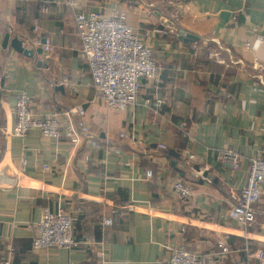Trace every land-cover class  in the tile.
I'll return each instance as SVG.
<instances>
[{"label": "crops", "instance_id": "0c3cea01", "mask_svg": "<svg viewBox=\"0 0 264 264\" xmlns=\"http://www.w3.org/2000/svg\"><path fill=\"white\" fill-rule=\"evenodd\" d=\"M69 1L0 0V166L25 177L23 186H0V262L13 248L16 264H169L183 246L204 264H261L252 253H264V197L251 226L228 210L251 159L264 157V66H256L264 42L244 47L264 36V0ZM91 10H121L159 65L158 86L144 81L142 102L129 110L109 108L93 85L76 25V13ZM14 38L34 55L17 51ZM36 38L51 41V54L37 51ZM22 91L38 118L83 105L92 131L116 149L74 148L39 129L6 138L1 128L15 124ZM157 96L166 99L158 112L143 104ZM223 150L240 154L238 168L222 161ZM177 179L190 184L188 197L175 194ZM60 208L72 215L80 247L35 249L44 210Z\"/></svg>", "mask_w": 264, "mask_h": 264}, {"label": "built area", "instance_id": "2783aa9c", "mask_svg": "<svg viewBox=\"0 0 264 264\" xmlns=\"http://www.w3.org/2000/svg\"><path fill=\"white\" fill-rule=\"evenodd\" d=\"M81 0H70L72 6H77ZM76 25L82 41V53L86 58L91 79L98 94L103 98L109 108L129 110L139 102L140 92L144 81L152 82L158 86L161 79L159 65L152 55V49L148 47L140 36L137 28L131 26L125 19L121 10H113L108 14L101 10L79 11L76 13ZM37 30L38 28L35 27ZM256 41V43H255ZM255 41L248 39L244 42L246 49H256V44L264 42V36L256 34ZM34 47H40L47 54H51L53 46L47 38L42 41L36 38ZM256 66L263 64L256 62ZM143 104L154 108L158 112L165 104L162 96L145 98ZM16 122L12 128H1L6 138H25L33 129H39L44 137L62 141L68 140L74 148H78L84 142H89L92 148L100 149L108 142L111 148L116 149L110 141H102L95 134L85 120L86 109L83 105H76L62 111L54 112L47 117L38 118L32 111V98L27 91H22L16 101ZM119 137H129L136 142L134 134L125 131L120 132ZM159 148L167 150L165 144H159ZM119 151V150H116ZM189 161L196 160L195 154L185 150ZM224 163L236 169L239 166L240 154L234 150L220 152ZM86 158H88L86 156ZM28 164L22 160V167ZM48 169V165H44ZM23 172V170H21ZM6 172L0 166V186L20 187L24 183V175ZM152 171L148 170L146 176L150 178ZM173 190L179 197H188L192 193L190 184L177 179L173 182ZM264 197V157L251 159L247 185L233 199L228 210L230 219L248 227L256 220V205ZM107 225L113 223L112 218H107ZM37 235L33 241V247L37 250L49 248H79L81 243L74 235V223L72 215L64 210L51 211L45 209L40 220L36 224ZM94 245V241H88ZM13 251L0 264H16L13 260ZM229 249L223 247V252ZM259 261H264L263 251L253 252ZM169 264H204L202 258L183 246L172 248Z\"/></svg>", "mask_w": 264, "mask_h": 264}, {"label": "water", "instance_id": "95a60500", "mask_svg": "<svg viewBox=\"0 0 264 264\" xmlns=\"http://www.w3.org/2000/svg\"><path fill=\"white\" fill-rule=\"evenodd\" d=\"M9 39H10V34L7 33L6 36H5V38H4V43H3L4 46H7L8 42H9ZM185 40H188V38L186 37ZM12 45H13V47H14L17 51H19V52H21V53H23V54H25V55H27V56H33L34 53H35V49L25 47V46L23 45L22 41L19 40L18 38H14V40L12 41ZM37 51H38L39 53H42V52H43L42 48H41V49H38ZM170 154L178 155V154L175 152V150H170ZM205 175H206V176H210L208 173H206Z\"/></svg>", "mask_w": 264, "mask_h": 264}, {"label": "trees", "instance_id": "16d2710c", "mask_svg": "<svg viewBox=\"0 0 264 264\" xmlns=\"http://www.w3.org/2000/svg\"><path fill=\"white\" fill-rule=\"evenodd\" d=\"M255 222H256V220H255ZM255 222H253L251 225H253ZM73 223H74V221H73ZM251 225H250V226H251Z\"/></svg>", "mask_w": 264, "mask_h": 264}, {"label": "rangeland", "instance_id": "374dc122", "mask_svg": "<svg viewBox=\"0 0 264 264\" xmlns=\"http://www.w3.org/2000/svg\"><path fill=\"white\" fill-rule=\"evenodd\" d=\"M138 29V28H137ZM138 31H139V29H138ZM140 32V31H139Z\"/></svg>", "mask_w": 264, "mask_h": 264}]
</instances>
